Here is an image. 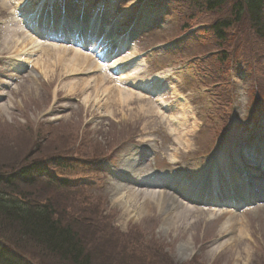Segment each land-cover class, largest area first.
<instances>
[{"label": "rangeland", "instance_id": "rangeland-1", "mask_svg": "<svg viewBox=\"0 0 264 264\" xmlns=\"http://www.w3.org/2000/svg\"><path fill=\"white\" fill-rule=\"evenodd\" d=\"M2 1L5 0H0V25L13 16L11 2L28 3L10 0L3 4ZM103 1L97 2L102 6ZM236 1L227 0L210 13L190 9L184 0V6L178 4L179 18L175 20L169 13L171 6L145 10L141 26L152 21L155 27L148 28L130 46L126 54L140 57V66L121 85L114 78L104 82L101 88L94 89L96 80L88 86L85 83L87 87L83 85L82 80L89 82L93 74L63 71L59 63H68L73 52L64 47L65 54L53 52L49 62L46 57L42 58L49 64L48 73L35 66L36 58L50 51L49 48L60 49L55 44L41 45L40 51L33 53L34 57L23 61L30 67H22L24 74L18 76L7 72L4 65L7 61L0 60V175H10L38 161L47 162L48 166L54 159L69 163V167L52 170L75 180L74 183L84 181L87 189L75 190L82 184L59 188L43 180L34 189L20 187L18 196L31 191L34 201L50 202L55 220L76 233L86 249L84 253L89 254L90 264H264V205L236 213L248 235L246 239L237 238V228L230 232L221 230L230 217L227 213L190 206L188 210V205H172L174 209H166V202H163L166 208L158 209L153 203L151 211L144 212L141 196L131 204H126L125 199L114 202L116 188L124 183L108 174L111 170L105 163L117 152L122 156L139 145L148 146L157 151L159 180L168 181L195 176L223 154L222 149L218 151L222 146L231 162V143L218 144L217 133L212 132L213 126H218L214 112L218 108H221L220 115H225L226 125L234 130L235 138H255L249 127L254 125L260 130L256 134L264 141V112H261L264 111V40L253 34L246 18L226 31L222 43L209 30L220 19H232ZM107 2L109 13L113 11V14L117 10L118 14L123 12L119 10L125 6L134 11L142 4L138 0ZM69 15L72 17V12ZM131 16L135 21L137 15ZM120 20L125 22L124 18ZM185 25L208 26V31L203 37L204 27H201L190 39L175 38ZM5 28L0 26L1 48L7 33ZM168 40L160 48L152 47L156 49L151 54L147 53L152 45ZM75 64L81 69L79 72L85 71L81 63ZM156 74L167 80L153 99L140 94L142 98H133L127 104L106 101L115 85L138 95L131 86L149 84ZM101 75L97 72L94 77ZM68 83L78 85L72 93L63 90ZM105 88L110 89L109 93L103 92ZM83 93L88 96L86 101ZM231 93H235L236 99L231 100L232 107H229ZM157 104H164L163 109ZM207 112L212 124L207 122ZM129 143L132 144L129 146ZM136 170L147 177L151 168L143 162ZM186 172L191 174L185 175ZM109 212L114 215L107 220L105 214ZM0 233L4 243L9 241L13 251L23 254L25 263L61 264L26 240H17L1 229Z\"/></svg>", "mask_w": 264, "mask_h": 264}, {"label": "trees", "instance_id": "trees-1", "mask_svg": "<svg viewBox=\"0 0 264 264\" xmlns=\"http://www.w3.org/2000/svg\"><path fill=\"white\" fill-rule=\"evenodd\" d=\"M198 11H217L226 0H189ZM264 0H241L232 8L229 19H220L211 26L214 38L224 41V31L247 18L255 34L264 38V20L262 17ZM245 14V15H244ZM222 60V59H221ZM28 166H25L26 168ZM39 174L32 168L0 177V229L20 241H27L34 248L57 258L61 264H90L89 254L77 235L68 227L55 220L50 202H37L32 199L31 191L19 194L18 189H33ZM37 185V184H36ZM64 188V186H60ZM0 238H4L0 233ZM8 238V237H7ZM5 239V238H4ZM8 238L7 240H9ZM6 240V241H7ZM7 243V244H6ZM0 239V264H27L23 254L10 248Z\"/></svg>", "mask_w": 264, "mask_h": 264}, {"label": "bare ground", "instance_id": "bare-ground-1", "mask_svg": "<svg viewBox=\"0 0 264 264\" xmlns=\"http://www.w3.org/2000/svg\"><path fill=\"white\" fill-rule=\"evenodd\" d=\"M6 1H10V0H5L2 1L3 4H6ZM12 4V3H10ZM15 4V3H14ZM18 4V3H17ZM15 4L14 6L17 7L16 9H18L19 4L17 5ZM5 7V5H4ZM26 17H31L30 14L28 13H23ZM15 20L13 17L8 18L7 21V26H6V30L7 33L5 36H3V39L1 41V44H3V47H0V51L3 52H7L6 55H9V57L13 58L9 59L10 62L7 63H11L13 61V63H17L19 64L20 62L26 61L31 59V57H34L33 53L37 51V53L40 51L41 48V44H40V39L37 37H33V36H27L25 33H22V31L20 30V28L18 27L17 24H14ZM35 29L37 31H39L38 27H35ZM21 48L19 50H16L15 48ZM13 49V50H12ZM44 50V49H43ZM50 51L44 52L41 56H38L36 58L35 61V66L41 67L42 70H45L46 73H48V69H49V64L46 63V61L49 62V56H51L53 54V52L55 53H61V55L65 54L67 51H64L62 48L60 49H51L49 48ZM15 51V52H14ZM0 52V53H1ZM12 52H14V55ZM36 53V54H37ZM72 56L69 57V62L68 63H64L63 61H61L59 63L60 67L62 68L63 71H69V73L71 72V74H80V73H93L94 75L96 73L94 72H99L102 70V67L99 64H96L94 61H92L90 59L89 56L84 55V54H80L78 52H71ZM132 54V53H130ZM127 55L126 57H124L123 62L119 61L117 63V61L113 62L111 64V66L107 65L106 68L110 71L111 69L115 70V69H119L117 68L118 65L120 64H127L125 62H129V60L132 56L131 55ZM1 55V54H0ZM2 56H0L1 58ZM46 57L47 60L46 61H42L44 58ZM43 58V59H42ZM72 58V59H71ZM30 62V61H29ZM75 63H81V67H83L82 69L85 70L84 72H79L80 70L78 69L79 67H76ZM118 64V65H117ZM10 65V64H8ZM13 64H11L12 66ZM106 65V64H104ZM14 69H17L16 65ZM12 66V67H13ZM105 67V66H104ZM79 70V71H78ZM82 70V71H83ZM78 71V72H76ZM94 75L90 78L89 82L86 80H82V84L85 85V83L87 84V86L90 84L91 81H95L96 80V84L94 85V89L98 88V87H103L105 85L104 82H108V80H110V76L109 75H101L98 76L97 78L94 77ZM124 75V72L122 74V76ZM126 75V76H125ZM123 76V78H128L131 73L129 74H125ZM76 83V82H74ZM81 84V85H82ZM82 85V86H83ZM75 86L78 85H74L73 83H68L67 85L63 86V90H66V93H72L74 91ZM86 86V85H85ZM86 86V87H87ZM116 86V87H115ZM114 86V91H112V93H110V96L112 98H110V96H107L106 101H112V102H117L119 104H127L129 101H131L133 98H137V97H141L138 93V95H136L133 91H126L123 89H119V87L117 85ZM84 87V86H83ZM99 91V90H98ZM110 91V89L108 90ZM107 91V89L105 88V90H103L104 93H109ZM84 94V93H83ZM84 101H86L88 99V96L85 95L82 97ZM142 98V97H141ZM90 99V98H89ZM147 112H150L149 109ZM235 152L234 154L240 152V150L238 148H234ZM223 163V161H222ZM221 160H217L215 163L211 164L203 173L199 174L198 176H196L197 178L193 179V181L191 182H186L184 181L183 183L179 184L176 192L177 195H189L192 196L195 200L202 199V201H207V200H212L216 199L218 195L217 200H220L221 197L219 196V194L216 193V189L219 186L224 185L225 183H228V185H230L231 189L232 187L236 188L238 186V176L237 173L235 171H231L230 167L228 165L227 168L225 166V171H224V178H220L219 174H218V169L217 167H220L221 165ZM257 172V171H256ZM257 174H259L257 172ZM256 192L258 193H263L264 188H258L255 189ZM254 193V190L248 192V194ZM245 192H242V197L245 196ZM115 199L113 200L114 202H118L121 199H125V203L126 204H131L133 203L134 199L136 200V197L141 196V200L143 201L140 205L142 206V211L146 212V211H151L152 209V205L153 203H156L158 209H161L162 207L167 208L166 209H174L172 205H175L176 207L181 206V203L178 201V199L172 197V196H168L167 194L164 193H151L150 195H140V194H134L132 189L130 187H128L127 185H123L122 187H120L116 192H115ZM128 195V196H126ZM241 197V198H242ZM166 202L167 206L163 203ZM230 202V201H228ZM187 208V207H186ZM188 209V208H187ZM190 210V209H188ZM216 209H214L215 211ZM127 212V208L124 207V213ZM244 222L240 219H238V217L235 215H230V217L228 218L227 222L223 224L221 230L224 231H232V230H236L235 228H237L239 236H237V238H240L241 236L244 237V239H246L248 237V235L246 236V234L244 233Z\"/></svg>", "mask_w": 264, "mask_h": 264}]
</instances>
